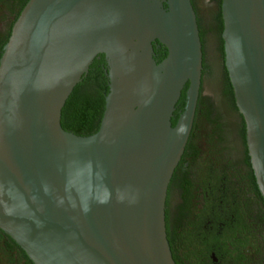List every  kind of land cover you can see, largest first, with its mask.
<instances>
[{"label":"water","instance_id":"1","mask_svg":"<svg viewBox=\"0 0 264 264\" xmlns=\"http://www.w3.org/2000/svg\"><path fill=\"white\" fill-rule=\"evenodd\" d=\"M222 15L264 198V0H222ZM155 40L167 48L159 62ZM99 53L105 108L98 130L78 135L62 128L61 109ZM201 69L191 0H28L0 56V229L35 264H177L164 202Z\"/></svg>","mask_w":264,"mask_h":264},{"label":"flooded vegetation","instance_id":"2","mask_svg":"<svg viewBox=\"0 0 264 264\" xmlns=\"http://www.w3.org/2000/svg\"><path fill=\"white\" fill-rule=\"evenodd\" d=\"M25 1L0 0V42L9 38ZM191 1L201 40V83L192 126L166 188V238L177 264H264V198L225 66L222 0ZM214 76L216 84L205 94V80ZM0 264L35 263L0 229Z\"/></svg>","mask_w":264,"mask_h":264},{"label":"trees","instance_id":"3","mask_svg":"<svg viewBox=\"0 0 264 264\" xmlns=\"http://www.w3.org/2000/svg\"><path fill=\"white\" fill-rule=\"evenodd\" d=\"M7 38L0 42V56L3 46L8 40ZM152 44L155 51L154 59L159 62L166 56L167 48L158 40H155ZM188 84L186 82L175 104V110L171 117L172 125H175L180 112L184 108ZM108 91L107 62L105 55L99 53L93 58L88 71L82 75L81 80L74 86L61 109L60 124L62 128L78 135H90L96 132L103 115L105 96Z\"/></svg>","mask_w":264,"mask_h":264},{"label":"rangeland","instance_id":"4","mask_svg":"<svg viewBox=\"0 0 264 264\" xmlns=\"http://www.w3.org/2000/svg\"><path fill=\"white\" fill-rule=\"evenodd\" d=\"M208 54H209L208 57L210 59L211 55L209 53V49H208ZM212 63L214 65V67L217 69L218 61H217V59H216V57L214 55L212 56ZM210 84L215 86V84H216V77L215 76L212 78V80L208 79V78L205 80V83H204L205 94H210L211 93V85Z\"/></svg>","mask_w":264,"mask_h":264}]
</instances>
